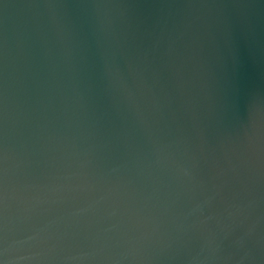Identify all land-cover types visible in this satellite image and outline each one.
Here are the masks:
<instances>
[{
  "label": "water",
  "instance_id": "95a60500",
  "mask_svg": "<svg viewBox=\"0 0 264 264\" xmlns=\"http://www.w3.org/2000/svg\"><path fill=\"white\" fill-rule=\"evenodd\" d=\"M0 264H264V0H0Z\"/></svg>",
  "mask_w": 264,
  "mask_h": 264
}]
</instances>
